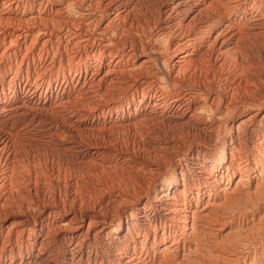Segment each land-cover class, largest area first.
Masks as SVG:
<instances>
[{"label": "bare ground", "instance_id": "6f19581e", "mask_svg": "<svg viewBox=\"0 0 264 264\" xmlns=\"http://www.w3.org/2000/svg\"><path fill=\"white\" fill-rule=\"evenodd\" d=\"M23 1L0 0V77L17 67L0 79V264H176L235 237L223 215L246 197L264 243V0H158L148 54L110 36L148 0Z\"/></svg>", "mask_w": 264, "mask_h": 264}, {"label": "rangeland", "instance_id": "374dc122", "mask_svg": "<svg viewBox=\"0 0 264 264\" xmlns=\"http://www.w3.org/2000/svg\"><path fill=\"white\" fill-rule=\"evenodd\" d=\"M27 0H24L23 1V3L24 4H27ZM157 2H158V0H148L147 2H145V3H143V4H140L138 7H136L135 8V10L133 11V13H132V15H131V18H133V28L132 27H129L128 25L127 26H121V28H120V30L121 31H124V32H126V31H128V32H126V33H122L121 31H119V34L118 33H115L114 31L112 32L111 31V34H110V36H112V38H121V40H119V42H121V44L119 43V45L121 46H119L118 45V47L116 48V49H119V50H121V49H123V47H125L126 46V48H127V50L129 49V47H131L132 49H134V50H136L137 51V53L138 54H142V52L145 54V53H151L152 51H153V49H152V47H154L153 45H154V40H155V37H152V39L154 38V40H152L151 39V41H150V32H152L151 34H154V31H153V29H154V27H155V22H154V20L156 19L155 17H156V13H157V9H156V5H157ZM156 9V10H155ZM133 15H136V16H133ZM133 16V17H132ZM151 17H153V18H151ZM150 23V24H149ZM152 23V24H151ZM149 24V25H148ZM147 25H148V27H147ZM151 26V27H150ZM147 27V28H146ZM130 28V29H129ZM132 28V29H131ZM131 30V31H130ZM149 31V32H147V31ZM137 32V33H136ZM139 33V34H138ZM147 33V34H146ZM117 34V35H116ZM130 34H131V36H130ZM121 35V36H120ZM130 37H128V36ZM138 35V36H137ZM114 36V37H113ZM124 36H125V38H124ZM133 36H134V38H133ZM142 36H144L143 38H142ZM128 37V38H127ZM136 37V38H135ZM127 38V39H126ZM133 39H137V40H133ZM147 39V40H146ZM127 40V41H126ZM129 40H132L131 42L129 41ZM141 40V41H140ZM143 40H144V42H143ZM137 41H139V42H137ZM145 41H147V42H149L148 44H147V42L145 43ZM152 41H153V44H152ZM156 41V40H155ZM125 42H127L125 45H124V43ZM140 42H141V44H140ZM143 42V43H142ZM151 42V43H150ZM145 43V44H144ZM115 44V43H114ZM127 44H129V45H127ZM143 44V45H142ZM150 44V45H149ZM152 45V46H151ZM144 48H143V47ZM135 47V48H134ZM140 47V49H138ZM143 49H142V48ZM150 47V48H149ZM147 48V49H146ZM145 50H147V51H145ZM142 51V52H141ZM151 51V52H150ZM253 57L254 56H256V55H252ZM255 59H256V57H255ZM2 62H4V64H2L3 66H5V70H8L7 68V66H9L10 65V63H13V61L12 60H10V59H8V58H5V59H3L2 60ZM8 64H7V63ZM10 62V63H9ZM16 68L17 67H15L14 66V68H13V71L12 72H6V75L5 76H3V77H0V79H6V80H4L5 81V84H6V90H7V88H8V81H10V79H11V81H14V74H15V71H16ZM8 73V74H7ZM11 74H13V75H11ZM25 75V74H24ZM7 76V77H6ZM5 77V78H4ZM8 84V85H7ZM155 87V88H154ZM154 87H152V90H158V91H161L160 90V88H158V86H157V84L154 86ZM142 89V90H141ZM141 89H139V94H140V97H141V92H144V91H146L147 90V88L145 87H143V88H141ZM12 93V94H11ZM10 93V96H11V98L12 99H16L17 97H18V95L17 94H13V92H11ZM158 99H160V98H158ZM129 102H131V93L129 94V96L127 97V99L125 100V103H129ZM137 103H135L134 105H131V108H130V110L127 108V106H126V108L124 109V111L123 112H120L119 113V115H118V119H121V118H134V117H136L137 115H139L140 114V109H139V105H138V102L139 101H136ZM169 103H170V100H168L167 102H166V104H163L164 106L166 105V107H168L169 106ZM168 104V105H167ZM217 102H215L213 105H215L214 107H216L217 106ZM238 105V104H237ZM129 107V106H128ZM134 107V108H133ZM165 107V108H166ZM232 107H236V105H234V106H232ZM231 107V108H232ZM126 109H128V110H126ZM135 111V112H134ZM137 111H138V113H137ZM163 110H161V109H159V110H157V112L159 113V114H161L160 112H162ZM165 111H166V109H165ZM129 113V114H128ZM122 115V116H121ZM132 115V116H131ZM131 116V117H130ZM138 120H140V118L138 119ZM261 129H263L264 130V125H263V127H261ZM261 129H258L259 130V134H258V136L257 135H255V136H257L256 137V139H257V143H259L262 139H261V135L264 133ZM260 136V137H259ZM251 138V137H250ZM182 139H184L183 141L184 142H186L187 144H189V143H191V141H192V137L191 138H181L179 141L180 142H183L182 141ZM122 141H124L125 142V140L124 139H121ZM189 140H191V141H189ZM196 140H199V139H196ZM259 140V141H258ZM195 141V140H194ZM241 144V146H242V151H241V153H242V155L244 154V155H247L249 152H250V148H252V147H250L249 145H251V143H245V142H242V143H240ZM246 145V146H245ZM200 146H201V144H200ZM199 147V146H198ZM158 148V147H157ZM153 148V146H150V148H146V150H147V152H149L150 154H148V156H150L151 158H153L154 156H156V155H158V154H160L161 152V150L158 148ZM247 148V149H246ZM157 149V150H156ZM203 149V150H202ZM244 150V151H243ZM254 150H255V148H254ZM35 151H37L36 149H35ZM151 151H152V153H151ZM201 151L202 152H204V154L205 155H210V157L211 156H215V153L217 152L216 150H214V149H211V148H209V147H204V146H202V148H201ZM211 154H213V155H211ZM191 160H189L188 161V164L190 163L191 164ZM252 198H244V199H242L243 201H241L242 203H244V201H245V203H247L248 204V206H247V204H238L237 205V207H235V208H232V210L230 209L229 211H228V213H230V215L228 214V213H225L223 216H224V218H225V220H227L226 221V224H227V228H230V233L232 232H234L235 234H237V235H235V237H233L234 236V234H233V236H232V234H229L228 236V238L226 237H223L224 238V240H223V238L222 239H217V240H215L214 238H212V237H207V236H205L206 238H204V240L201 242L202 244H205L204 245V249L206 248V251L203 249V250H201L202 251V254H201V251L199 252V251H193L195 254H188V253H185V259L183 258L180 262H188L187 264H213V263H215V264H230V263H232V264H236V262H237V264H263L264 263V243L261 241V235L257 232L258 231V227L256 226L257 224L256 223H254V224H252V222H249L248 223V225H247V220L248 221H250L251 220V217H252V215L254 214V211L253 210H255L254 208H253V206L255 205V204H257L256 202H255V200H254V202H253V200H251ZM248 200V201H247ZM252 201V202H251ZM252 203H254V204H252ZM242 205V206H241ZM244 205V206H243ZM251 205V206H250ZM240 207H242V208H240ZM247 208L248 210H247V212H244L245 211V208ZM250 207H252V208H250ZM254 207H256V206H254ZM236 209V210H239L240 212H238V211H236V212H234V210ZM243 209V210H242ZM251 210H252V212H251ZM246 213V215H244V214H241V213ZM233 213V214H232ZM235 213V214H234ZM252 213V214H251ZM228 214V215H227ZM232 214V215H231ZM234 215V216H233ZM228 216H230V217H228ZM240 216V217H239ZM239 217V218H238ZM242 217H243V220H242ZM232 218V219H231ZM235 219H237L236 221H235ZM239 219V220H238ZM230 221H232V222H230ZM241 221H243V222H241ZM236 224V225H235ZM240 224V225H239ZM256 224V225H255ZM252 225V226H251ZM250 226V227H249ZM234 227V228H233ZM239 227V228H238ZM242 227V228H241ZM252 227V228H251ZM254 227H257V228H254ZM236 228H238V229H236ZM247 228V229H246ZM248 228H249V231H248ZM251 228V229H250ZM242 231H241V230ZM256 229H257V231H256ZM237 230V231H236ZM246 230V231H245ZM241 231V233H239ZM257 232V233H255V232ZM252 233V236H251V234L250 233ZM254 232V233H253ZM246 233H248L247 235H246ZM239 234H241V235H239ZM254 234V235H253ZM244 235V236H243ZM245 235H246V237L247 238H245ZM255 235H256V237L257 238H255ZM232 236V237H231ZM248 236H249V238H248ZM258 236H260V237H258ZM236 237H237V239H236ZM239 237H242V238H245V240L244 239H241V238H239ZM230 238V239H229ZM239 238V239H238ZM250 238L252 239V241H249L250 240ZM206 239V240H205ZM207 239H209V241L207 240ZM237 240V241H241L242 243L240 244V245H238L236 248L233 246V248L234 249H236V250H238V252L236 251V250H234L231 246H229L230 244H231V240L233 241V240ZM211 240H213V241H211ZM230 240V241H229ZM255 240H257V241H255ZM207 241V242H206ZM218 241V242H217ZM225 241V242H224ZM230 242V244L228 245V243ZM248 241V242H247ZM213 242H215V243H213ZM221 242H222V244H224V245H222L221 244ZM257 242H258V244H257ZM210 243V244H209ZM245 243V245L243 246V244ZM252 243V244H251ZM261 245H260V244ZM209 244V245H208ZM214 244V245H213ZM221 244V245H220ZM226 244V245H225ZM251 244V245H250ZM213 246V248H210V247H212ZM217 245H220V248H219V246H217ZM246 245H248V247L246 246ZM258 247H257V246ZM209 246V247H208ZM221 246H222V248H221ZM223 246L225 247V246H227L226 248H224L223 249ZM242 246V247H241ZM207 247H208V250H207ZM216 247V248H215ZM248 249V248H250V249H246V248ZM263 247V248H262ZM210 248V249H209ZM219 248V249H218ZM243 248V249H242ZM223 249V251L221 252L220 250H222ZM225 249H228V250H225ZM229 249H231L232 250V252L230 251L229 252ZM213 250V251H212ZM260 250V251H259ZM262 250V251H261ZM205 253H204V252ZM208 251V252H207ZM233 251H234V255H232L233 254ZM241 251L243 252L242 254H241ZM247 251H249V252H247ZM256 251V252H255ZM210 252V253H209ZM213 252V253H212ZM227 252V253H226ZM237 252V253H236ZM198 253V254H197ZM204 253V254H203ZM208 253V254H207ZM212 253V254H211ZM236 253V254H235ZM198 256H197V255ZM206 254V255H205ZM225 254V255H224ZM190 255V256H189ZM196 255V256H195ZM218 255H221V256H219L218 257ZM231 255V256H230ZM244 255V256H243ZM258 255V256H257ZM260 255V256H259ZM223 256V260L220 258V257H222ZM228 256V257H227ZM239 256H240V258H239ZM242 256V257H241ZM245 256H247V257H245ZM255 258H254V257ZM263 256V257H262ZM188 257V258H187ZM204 257V258H203ZM205 257H207V258H205ZM210 257V258H209ZM213 257V258H212ZM235 257H238L239 258V260L237 259V258H235ZM257 257V258H256ZM191 258V259H190ZM193 258H194V260H196V261H192L193 260ZM225 258H227V259H225ZM229 258V259H228ZM250 258V259H249ZM259 258V259H258ZM187 259L189 260V261H187ZM207 259H209V260H207ZM231 259H233L234 261H235V263H234V261L233 260H231ZM185 260V261H184ZM191 260V261H190ZM200 262H199V261ZM216 260V261H215ZM217 260H218V262H217ZM221 260V261H220ZM230 260V261H229ZM249 260V261H248ZM205 261H209L208 263L207 262H205ZM226 261V262H225ZM245 261H247L246 263H245ZM254 261V262H253ZM176 263V264H182V263ZM205 262V263H204ZM223 262H225V263H223ZM185 264V263H184Z\"/></svg>", "mask_w": 264, "mask_h": 264}]
</instances>
